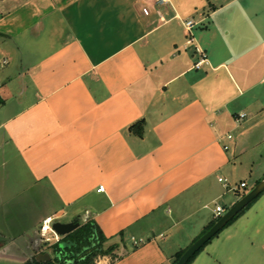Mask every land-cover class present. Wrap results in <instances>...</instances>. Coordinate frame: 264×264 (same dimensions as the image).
<instances>
[{
	"label": "crops",
	"instance_id": "1",
	"mask_svg": "<svg viewBox=\"0 0 264 264\" xmlns=\"http://www.w3.org/2000/svg\"><path fill=\"white\" fill-rule=\"evenodd\" d=\"M206 1L194 19L154 0H0V256L49 253L39 229L58 215L100 230L111 251L93 264H174L251 188L218 178L249 149L233 116L264 111V0ZM190 264H264V199Z\"/></svg>",
	"mask_w": 264,
	"mask_h": 264
},
{
	"label": "rangeland",
	"instance_id": "2",
	"mask_svg": "<svg viewBox=\"0 0 264 264\" xmlns=\"http://www.w3.org/2000/svg\"><path fill=\"white\" fill-rule=\"evenodd\" d=\"M174 9H180L183 12L193 10L194 19H198L202 16L203 13L209 12L207 1L206 0H171ZM194 7H197L196 9ZM169 10V9H168ZM164 19H167L168 16L162 14ZM195 28L194 30H196ZM193 30V33H194ZM245 113V117L237 124V127L231 130V134L234 138L242 140L245 146H249V149L244 157L235 161V171L233 172V176L226 177L230 186L233 187L235 182L238 181L239 177L245 176L247 179L252 182L251 188L256 184L254 179L260 172V169L264 166V111L260 110L258 115H255L252 112H238V114ZM257 125H254L249 131L245 132L242 136H240V132L246 129L248 126L252 125L254 122L260 121ZM255 144V142H257ZM255 144V145H253ZM251 169V174L246 173L245 170L249 171ZM250 189V188H249ZM264 199V193L260 195L257 201H261ZM257 206V205H255ZM253 207V210L247 214H256V208ZM261 214V213H260ZM105 246V245H104ZM46 252H49L52 259L54 258V253L50 247L45 248ZM51 259V260H52ZM18 261L5 256H0V264H17ZM90 264H93L91 261Z\"/></svg>",
	"mask_w": 264,
	"mask_h": 264
},
{
	"label": "trees",
	"instance_id": "3",
	"mask_svg": "<svg viewBox=\"0 0 264 264\" xmlns=\"http://www.w3.org/2000/svg\"><path fill=\"white\" fill-rule=\"evenodd\" d=\"M139 124L140 123L136 125H139ZM137 132L139 133V131ZM257 199L258 198H256L248 206H246L226 226L232 224ZM216 220L217 218L211 221L204 228L202 233L205 232L207 229H209ZM60 242H67L70 244V246L68 247L66 246L62 248L60 247ZM60 242L55 243L52 246H50V248L52 249L55 255L52 260L39 262L35 258H32L23 264H67L68 261H72V260L77 261L76 264H90L91 261L93 262L94 258L97 255L107 254L111 251V247H107V248L104 247L105 238L102 236L100 230L96 226H94L92 223H85V224L79 225V227H77L75 230H73L72 232L67 234L65 237H63ZM183 251L184 250L176 254L175 262ZM198 252H196L195 255ZM195 255H193L192 258L186 264H190V262L193 260Z\"/></svg>",
	"mask_w": 264,
	"mask_h": 264
},
{
	"label": "water",
	"instance_id": "4",
	"mask_svg": "<svg viewBox=\"0 0 264 264\" xmlns=\"http://www.w3.org/2000/svg\"><path fill=\"white\" fill-rule=\"evenodd\" d=\"M264 192V178L258 181L252 188H250L239 200H237L232 206L217 218L214 224L198 236L188 247L184 249L179 258L174 264H186L196 252L203 248L212 238H214L237 214H239L246 206H248L253 200L258 198ZM79 227L78 222L63 223L56 221L53 223V230L65 237L67 234ZM70 246L67 242H60V247ZM35 259L39 262L49 261L52 259L49 253H39L35 256ZM77 261L72 260L67 264H76Z\"/></svg>",
	"mask_w": 264,
	"mask_h": 264
},
{
	"label": "built area",
	"instance_id": "5",
	"mask_svg": "<svg viewBox=\"0 0 264 264\" xmlns=\"http://www.w3.org/2000/svg\"><path fill=\"white\" fill-rule=\"evenodd\" d=\"M154 5L156 6L157 9L168 8V7L172 6V1L171 0H154ZM142 13L144 15H149L150 14L149 8L143 7ZM158 16H159V18L163 19L162 13L158 12ZM195 25H196V22L193 19H187L184 21V27L186 30V39H187L188 44L193 43L194 39H193L192 32H193ZM194 52L198 56V59L193 64L194 69L199 70V69L204 68L206 65H208V59H207L206 53L203 49H201L199 46L195 45L194 46ZM244 117H245V113L235 114L233 116V119H234V122L236 123V125ZM224 149L227 150L228 147L224 146ZM218 181L221 182L225 188H232L230 186V183L228 182V180L226 178L219 177ZM239 187H241V188L246 187V183L240 182ZM97 191L98 192L104 191V186L100 185L98 187ZM225 211H226V209L223 208L222 206H220V205L215 206V210H214L215 217L218 218ZM56 221H58V215H52V216L45 217L41 222L40 229H39V236H40L39 241L44 246L50 247L55 243H59L63 238L61 235L57 234L52 228L53 223ZM133 242H134V245H138L142 241L141 240H135L133 238Z\"/></svg>",
	"mask_w": 264,
	"mask_h": 264
}]
</instances>
